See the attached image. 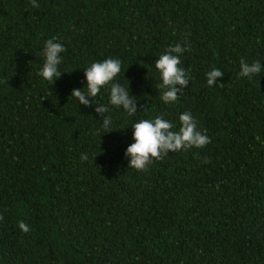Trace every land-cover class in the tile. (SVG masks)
I'll list each match as a JSON object with an SVG mask.
<instances>
[{"label":"trees","instance_id":"1","mask_svg":"<svg viewBox=\"0 0 264 264\" xmlns=\"http://www.w3.org/2000/svg\"><path fill=\"white\" fill-rule=\"evenodd\" d=\"M37 3L0 0V264H264V0ZM53 38L66 51L52 85L38 73ZM185 42L189 85L164 103L154 61ZM107 58L132 116L110 86L90 107L71 96ZM241 58L261 73L238 78ZM184 112L210 143L129 168L131 125L162 116L178 131Z\"/></svg>","mask_w":264,"mask_h":264},{"label":"clouds","instance_id":"2","mask_svg":"<svg viewBox=\"0 0 264 264\" xmlns=\"http://www.w3.org/2000/svg\"><path fill=\"white\" fill-rule=\"evenodd\" d=\"M32 7H39L37 0H30ZM191 50V45L177 43L168 47L155 61V68L160 74L161 83L157 85L160 90V98L164 103H175L179 99V93L189 85V73L181 65L180 56ZM66 51L63 44L55 42V38L45 41L42 55L44 56L43 66L38 73L43 80L53 85L54 81L61 75L58 66L62 63L61 53ZM262 64L259 60L248 63L245 59L240 60V70L238 78L247 77L249 80L253 76L260 74ZM121 72V61L119 59L107 58L103 61L93 62L84 69L86 84L83 88L73 89L71 96L78 99L79 104L90 107L94 97L98 95L102 87L110 86L109 104L117 108L122 107L129 115H134L138 108L136 99L130 95L128 90L120 83L114 82ZM223 71L219 68H212L206 73V83L209 87L215 86L217 78L223 76ZM223 87V83H220ZM83 89V90H82ZM91 97L92 99H89ZM94 111L103 117L102 126L106 132L112 131V118L106 115L109 107L97 104ZM180 127L178 131H173L174 125L162 116L153 119H141L131 125L133 142L128 145L125 156L129 161V168L138 172L149 171V166L154 161L164 158L171 152L180 150L187 151L192 148L200 149L210 143V138L198 129L197 120L191 112H184L179 115ZM206 131V130H205ZM260 140V136H256ZM264 143V141H262ZM81 159L86 160L87 155L81 154ZM205 163L210 161L205 158ZM0 220L3 216L0 215ZM19 227L27 232L28 226L21 221Z\"/></svg>","mask_w":264,"mask_h":264}]
</instances>
